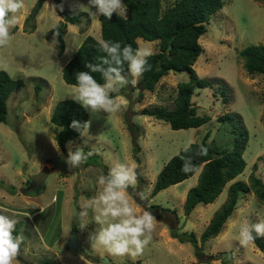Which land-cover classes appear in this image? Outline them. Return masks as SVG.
Returning a JSON list of instances; mask_svg holds the SVG:
<instances>
[{
    "label": "rangeland",
    "instance_id": "obj_1",
    "mask_svg": "<svg viewBox=\"0 0 264 264\" xmlns=\"http://www.w3.org/2000/svg\"><path fill=\"white\" fill-rule=\"evenodd\" d=\"M162 1L166 10L178 0ZM223 1V9L206 25L207 32L200 39L203 52L193 66L199 78L207 79L211 86L196 90L192 102L199 115H207L211 121L200 128L173 130L167 122L143 115L146 108L175 109L178 86L190 77L187 72H171L154 92L144 91L142 99L140 78L135 87L127 85L120 90L119 95L126 101L121 111L110 118L104 113L96 117L89 114L91 138L71 141L73 150L81 147L87 160L70 171L64 162L68 143L65 151L58 146L56 135L61 128L51 122V117L57 104L70 100L73 92L72 85L63 80L64 67L88 36L102 39L101 21L93 23L91 12L95 9L88 7V0H46L36 20H28L38 0H25L20 23L10 30L14 38L7 47L0 48V71L25 82L8 100L7 123H0V180L16 189L15 194L0 189V214L15 219L23 236L14 264H44L45 261L50 264H222L209 258L220 252L232 253L234 264H264V253L254 243L244 247L237 239L240 224H255L264 218V203L252 191L241 196L216 238L206 243L200 240L228 200L232 183L250 184L253 175L264 181V75H250L240 57V52L248 46L264 44V0ZM58 4L80 14L82 19L79 25L68 23L63 54L58 48V37L53 44L50 34L64 21ZM121 15H129L126 7ZM34 22L37 29L31 33ZM137 42L139 48L151 49L153 53L160 50L159 42L143 39ZM222 87L229 92L228 103L224 101ZM226 114L235 117L241 128L249 132L244 173L227 184L214 203L200 204L190 215L186 214L184 205L199 176L153 196L158 175L183 151L188 139L193 144H201L211 131L209 146L230 148L232 128L219 121ZM117 163H125L135 170L137 183L131 189L136 196L143 193L147 203L139 204L128 191L138 212L156 206L151 210L157 221L153 239L135 259L127 254L112 256L103 249L91 247L89 233L99 227L92 219L91 210L88 227L83 231L79 228L81 206L98 191V177L106 175ZM45 168L49 176L41 189L35 191L32 178ZM74 226L84 255L68 247ZM173 232L187 237L195 234L201 254L196 253L195 244L182 243L180 238L173 237Z\"/></svg>",
    "mask_w": 264,
    "mask_h": 264
},
{
    "label": "trees",
    "instance_id": "obj_2",
    "mask_svg": "<svg viewBox=\"0 0 264 264\" xmlns=\"http://www.w3.org/2000/svg\"><path fill=\"white\" fill-rule=\"evenodd\" d=\"M46 0H38L28 20L35 21L41 12ZM124 6L128 9L129 15L113 14L109 20L100 17L102 26V39L107 41L120 42L121 46L131 45L133 49L139 48L138 39L147 42H159V52L153 53L148 58L150 70L146 71L138 86L142 88L140 94L143 98L144 91L154 92L159 82L171 72L189 74V81L178 86L175 98V109L169 110L165 107H155L144 109L143 115H150L154 118L167 122L173 130H188L200 128L211 121L207 115H199L197 107L193 104V96L196 90L211 86L207 79L199 78L193 66L201 56L203 47L200 39L207 32V24L211 18L224 7L223 0H178L174 6L163 9L162 0H123ZM60 16L64 19L50 34L58 32L59 51L63 54L66 50L64 37L68 23L79 25L82 23L80 14L68 9L60 10ZM37 25L34 22L30 30L34 33ZM17 30V29H16ZM50 35V36H51ZM97 39L88 36L80 46L75 56L63 69V80L68 85L76 83V72L87 71L88 63H98V57L102 55L98 51ZM172 47L168 51L169 47ZM240 57L245 61V69L250 75H264V44L250 45L240 52ZM125 75H127V65ZM98 82L103 83L99 73H93ZM25 86L23 80H14L6 71H0V123H7L8 100L11 95ZM224 101L228 103L229 92L226 88L221 89ZM264 118V117H263ZM73 120L85 122L89 120V113L80 104L72 99L60 101L51 117V122L61 128L56 135V142L62 151L66 150L69 141L76 140L80 135L71 129ZM224 124L231 127L233 142L230 148H220L208 145L211 136L209 131L203 138L202 143L192 144L191 151L185 153L181 151L174 156L162 169L158 175L157 182L153 190V196L158 195L165 189L191 179L192 174H185L181 171L182 158L192 156L197 165H202L198 183L188 192L184 205L185 212L190 215L200 204H212L223 193L225 187L230 182L241 176L246 169L244 153L249 142V132L241 128L235 117L226 114L219 118ZM203 145L208 149L207 156L197 157L194 154ZM0 189L15 194L16 189L9 187L3 180H0ZM254 192L260 202L264 203V181L253 175L251 183L243 181L232 183L228 189V200L222 209L212 219L209 227L201 236V242L206 243L216 238L223 230L225 224L236 209L241 196ZM156 208L148 210L151 212ZM154 215V214H153ZM155 216V215H154ZM74 232L77 227L74 226ZM21 229L15 227L14 235H20ZM173 237L180 238L182 243L191 242L196 245V253L201 254L202 250L198 246V239L195 234L180 235L172 233ZM255 235V234H254ZM254 243L259 250L264 253V238L257 237ZM230 252H220L210 260H219L222 264H234V257ZM44 264H50L45 261Z\"/></svg>",
    "mask_w": 264,
    "mask_h": 264
},
{
    "label": "clouds",
    "instance_id": "obj_3",
    "mask_svg": "<svg viewBox=\"0 0 264 264\" xmlns=\"http://www.w3.org/2000/svg\"><path fill=\"white\" fill-rule=\"evenodd\" d=\"M25 6V0H0V48L7 47L14 38L10 30L20 23V14ZM59 7L63 11V7ZM88 7L95 9L91 12L94 24L99 22L100 17L110 20L113 14L121 15L125 11L123 0H88ZM58 35V32L53 34V44L57 42ZM97 44L98 51L102 53L98 57L99 62L88 63L87 71L76 72V83L72 85L70 98L92 117L104 113L110 118L126 105L124 98L119 95L120 90L127 85L135 87L143 74L150 70L148 58L153 52L143 47L133 49L131 45L122 47L120 42L103 39L97 41ZM125 65L127 76L124 74ZM93 73H99L103 83L98 82ZM70 127L81 138H91V120H73ZM192 144L193 140L188 139L183 151L190 152ZM67 147L64 162L71 171L80 167L87 160V156L81 147L73 150L71 141ZM207 154L208 149L201 145L194 155L200 157ZM182 161L181 171L186 175L192 174L190 178L194 179L201 174L202 165L195 164L192 156L183 157ZM136 183L134 168L125 163L115 164L109 168L106 175L101 174L98 177V191L87 204L81 206L79 213L81 231L88 227L90 210L93 213V221L99 226L89 233L88 238L93 249H103L112 256L127 254L135 259L151 243L156 229V217L150 211L138 212L133 206L128 190L134 189ZM139 196L143 199V193ZM16 224L15 219L0 214V264H14L19 255L23 236L14 235ZM238 233L237 239L244 247L257 237L264 238V218L255 224H240Z\"/></svg>",
    "mask_w": 264,
    "mask_h": 264
},
{
    "label": "water",
    "instance_id": "obj_4",
    "mask_svg": "<svg viewBox=\"0 0 264 264\" xmlns=\"http://www.w3.org/2000/svg\"><path fill=\"white\" fill-rule=\"evenodd\" d=\"M171 46L169 47L168 51L171 50ZM49 176V171L47 168H45L44 170L41 171V173L39 175H37L36 177L32 178V188L36 191V190H40L41 187L43 186V184L45 183L47 177ZM130 192V194L132 195L133 198L136 199V201L141 204V205H147V203L141 199L139 196H136L135 192L133 189L129 188L128 190ZM69 249L71 250H75L77 252H80L81 254L84 255V253L82 252V249L80 248V246L78 245V233L77 232H73L72 237L69 241V245H68ZM107 262H109L107 260Z\"/></svg>",
    "mask_w": 264,
    "mask_h": 264
},
{
    "label": "crops",
    "instance_id": "obj_5",
    "mask_svg": "<svg viewBox=\"0 0 264 264\" xmlns=\"http://www.w3.org/2000/svg\"><path fill=\"white\" fill-rule=\"evenodd\" d=\"M78 241H79V237H78Z\"/></svg>",
    "mask_w": 264,
    "mask_h": 264
}]
</instances>
